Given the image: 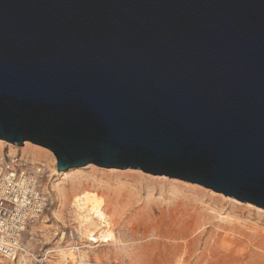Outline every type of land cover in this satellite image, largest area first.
<instances>
[{
  "label": "water",
  "instance_id": "95a60500",
  "mask_svg": "<svg viewBox=\"0 0 264 264\" xmlns=\"http://www.w3.org/2000/svg\"><path fill=\"white\" fill-rule=\"evenodd\" d=\"M0 140L264 210V0H0Z\"/></svg>",
  "mask_w": 264,
  "mask_h": 264
},
{
  "label": "rangeland",
  "instance_id": "374dc122",
  "mask_svg": "<svg viewBox=\"0 0 264 264\" xmlns=\"http://www.w3.org/2000/svg\"><path fill=\"white\" fill-rule=\"evenodd\" d=\"M3 151L10 153L8 147ZM17 152L22 155L21 149ZM39 164L42 173L36 180L49 193L52 206L28 230L23 240L26 253L15 260L0 257V264H61L55 251L69 248L76 262L74 248L79 249L85 264H264L263 209L141 170L90 164L60 172L66 173L63 177L50 159ZM78 180L76 195L108 199L106 214L113 227L110 240L100 246L82 237L68 206L59 211V219L53 218V181L69 192L70 183Z\"/></svg>",
  "mask_w": 264,
  "mask_h": 264
},
{
  "label": "built area",
  "instance_id": "2783aa9c",
  "mask_svg": "<svg viewBox=\"0 0 264 264\" xmlns=\"http://www.w3.org/2000/svg\"><path fill=\"white\" fill-rule=\"evenodd\" d=\"M41 173L17 152H0V256L10 260L26 253L23 240L41 222L52 202L36 180Z\"/></svg>",
  "mask_w": 264,
  "mask_h": 264
},
{
  "label": "bare ground",
  "instance_id": "6f19581e",
  "mask_svg": "<svg viewBox=\"0 0 264 264\" xmlns=\"http://www.w3.org/2000/svg\"><path fill=\"white\" fill-rule=\"evenodd\" d=\"M5 147H8L10 153L12 154L16 153L18 149H21L22 157L35 166V172L42 173V167L39 166L41 159H50L54 165L56 164V160L52 152L30 142H25L21 147H18L0 140V152H2ZM90 167L91 166H88V168ZM58 172L59 171L56 172L58 176L60 175L64 177L66 175V173ZM70 184L68 192L63 184H60L59 182L54 183L53 181L52 190L56 195L57 201V208L52 213L53 218L56 220L59 219L61 217L59 211L66 205L69 209H71L73 218L78 224L82 237L90 245L100 246L107 243L111 238L110 233L112 232L113 227L112 218L106 214V202L108 199H102L101 197H89L84 194L78 196L76 195V192L80 188L81 181H72ZM72 249L73 248L58 249L55 251V257L61 261V264H66V262L85 264V256L81 253V251L74 248V250L78 252V262H76V257L73 254L74 251H72Z\"/></svg>",
  "mask_w": 264,
  "mask_h": 264
}]
</instances>
